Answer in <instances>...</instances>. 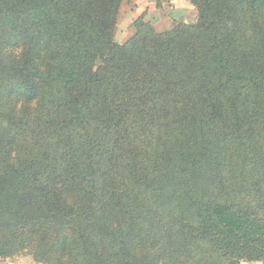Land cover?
Returning <instances> with one entry per match:
<instances>
[{"label":"trees","instance_id":"trees-1","mask_svg":"<svg viewBox=\"0 0 264 264\" xmlns=\"http://www.w3.org/2000/svg\"><path fill=\"white\" fill-rule=\"evenodd\" d=\"M121 1L0 0V90L20 101L0 107V258L28 248L40 264L264 261L263 204L241 202L263 194L264 0H189L197 21L160 32L141 14L116 44ZM157 97L174 102L178 132L156 141V172L122 167L116 137L66 138L85 118L117 130L149 121ZM54 140L53 186L78 196L75 208L53 209L42 182ZM124 181L151 183L170 224L148 229ZM73 219L72 238L54 236Z\"/></svg>","mask_w":264,"mask_h":264},{"label":"rangeland","instance_id":"rangeland-1","mask_svg":"<svg viewBox=\"0 0 264 264\" xmlns=\"http://www.w3.org/2000/svg\"><path fill=\"white\" fill-rule=\"evenodd\" d=\"M137 1L138 0H122L120 2L116 13V21L114 22L111 32V39L114 43L125 44L133 35H135L136 30L134 22L141 14L143 21L149 24H154L155 21H158L156 28L153 25L154 30L157 32H160L166 27L170 29L177 23L194 24L198 18V12L196 8L189 0L188 2L191 4L193 10L192 12H186L184 14H182V11L180 12L179 10V12H175L173 10L174 6L172 7V4L169 0H144L143 7H140ZM101 65L102 60L98 56L95 59L93 69H96ZM166 98V100H162L160 97H157L152 102L155 109L150 113L152 116H150L149 121L147 119L140 120L138 115L129 116L130 118H128V121H125V123L121 125L120 128H118V135L115 133V131H118L117 129H113L112 127L106 125L98 127L97 124L85 118L84 129L79 126H70V128L67 130L68 132L66 133V138H69V140L72 139V141L75 140L76 137H79L80 139L81 135L84 133V130H86L88 133H93L94 130L97 131L98 136L101 139L110 141L111 144L114 143L112 142V138L116 137L115 141L119 146L117 151L118 157L116 160L122 163V167H124V164L131 165V163L134 162V165L138 166L136 167L137 174H143L147 168L150 171L156 172V161L154 160L155 157L151 156L152 158H150V155H153L155 150L156 141L159 139H161L160 141H164L167 138H172L178 132V128H176L177 118L172 112L174 102L170 99V97ZM0 107H14L16 110H18L20 107V101L17 99V97L8 94L6 91L4 92L0 90ZM55 143L56 142L54 140V147L52 150H55L56 153L53 154V159L50 161L48 168L44 172L42 182L47 187H51L52 189L53 194L50 196V199H52L53 202V209H55V207H60L62 209V207L67 206H72L75 208L77 206L78 196L53 186L54 183L52 182V176L57 173L59 163L57 152L59 150L55 148ZM257 180L260 181V189L263 192L262 196L258 199L252 196L255 195L252 192L242 191L243 197L245 195L247 196H245V199H243L241 202L242 204L245 202L262 203L263 205L261 207V215L264 220V175L263 178L259 177ZM124 182H122L123 184H120L118 190L123 189L124 192H127L129 189H132V191H130L131 201L133 205L140 207V209H136V212L141 213L142 211H148V214L144 215L145 225L146 227L148 226V229L154 231V229L157 228L160 223H165V221H167L166 223L170 224L166 211L162 209L161 205H159L156 200V195L152 192L151 183L145 187V185L141 183H134L131 185L130 181ZM217 186L218 184L215 186V191L211 192L212 195H219ZM245 186L248 187L249 185ZM147 207H149V209H143ZM98 208L99 206L97 202H92L91 204L88 203V205L84 207V209L93 210ZM109 219L112 226L114 227L116 225L114 212ZM77 221V219H73L68 225L62 224L58 227L53 226L54 236L62 237L66 235L72 238L74 236ZM142 247L140 245L136 246L137 252H139ZM26 252H28V248L22 253L24 254ZM22 253L19 255L14 254L12 257L6 258H14L17 256L30 257L28 254L23 255ZM2 259L5 258L1 257L0 260ZM52 262L55 263L56 259ZM59 264H71V259L64 257ZM239 264H264V261L241 260Z\"/></svg>","mask_w":264,"mask_h":264},{"label":"crops","instance_id":"crops-1","mask_svg":"<svg viewBox=\"0 0 264 264\" xmlns=\"http://www.w3.org/2000/svg\"><path fill=\"white\" fill-rule=\"evenodd\" d=\"M144 0H138L137 3L140 7L144 6ZM172 4L173 10L175 12H181L182 14L186 12H192L191 4H189L188 0H169ZM179 10V11H178ZM154 27L156 28L158 25V21L154 22ZM169 28H164L161 31L168 30ZM0 264H36L30 257L28 256H17L14 258H5L0 261Z\"/></svg>","mask_w":264,"mask_h":264}]
</instances>
